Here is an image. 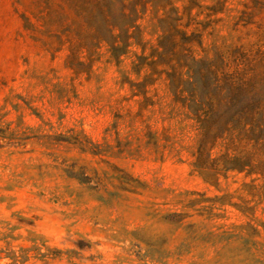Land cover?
<instances>
[{"label": "rangeland", "instance_id": "374dc122", "mask_svg": "<svg viewBox=\"0 0 264 264\" xmlns=\"http://www.w3.org/2000/svg\"><path fill=\"white\" fill-rule=\"evenodd\" d=\"M32 1L0 0V264H264V179L206 182L196 123L165 84L146 98L133 57L105 46L75 73L66 47L24 29ZM214 17L203 47L241 42Z\"/></svg>", "mask_w": 264, "mask_h": 264}, {"label": "trees", "instance_id": "16d2710c", "mask_svg": "<svg viewBox=\"0 0 264 264\" xmlns=\"http://www.w3.org/2000/svg\"><path fill=\"white\" fill-rule=\"evenodd\" d=\"M204 1L33 0L36 22L23 14L24 29L49 51L66 47V64L77 74L103 46L117 65L130 54L132 69L142 75L132 86L146 96L163 82L174 105L196 123L193 166L206 182L217 184L229 172L264 179V0ZM219 12L226 15L221 22L244 36L207 49L203 36L220 21ZM148 16L159 29L155 41L144 36L141 21Z\"/></svg>", "mask_w": 264, "mask_h": 264}]
</instances>
